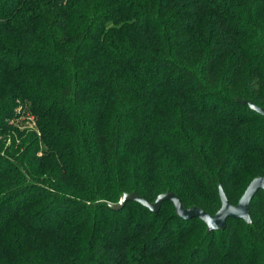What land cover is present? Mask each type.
Segmentation results:
<instances>
[{"label":"trees","instance_id":"obj_1","mask_svg":"<svg viewBox=\"0 0 264 264\" xmlns=\"http://www.w3.org/2000/svg\"><path fill=\"white\" fill-rule=\"evenodd\" d=\"M264 0H0V264H264ZM34 124V127L31 124Z\"/></svg>","mask_w":264,"mask_h":264},{"label":"water","instance_id":"obj_2","mask_svg":"<svg viewBox=\"0 0 264 264\" xmlns=\"http://www.w3.org/2000/svg\"><path fill=\"white\" fill-rule=\"evenodd\" d=\"M238 101L242 104L249 105L252 110L264 116L263 107H260L249 100L238 99ZM260 190L264 191V177L255 178L247 187L238 204L233 205L228 200L223 187L220 186L219 195L221 199V208L214 215L209 214L198 206L186 208L182 200L175 193L170 191L159 195L154 202H149L136 192L126 193L119 203H111L109 206L114 210H120L127 202L135 201L149 208L152 212L157 213L160 211L165 202H172L175 207L176 214L179 217L184 220H191L194 218L202 220L207 226V232L210 233L212 231L224 230L227 226L229 218L241 219L246 223L251 224L252 218L250 205L255 195Z\"/></svg>","mask_w":264,"mask_h":264},{"label":"rangeland","instance_id":"obj_3","mask_svg":"<svg viewBox=\"0 0 264 264\" xmlns=\"http://www.w3.org/2000/svg\"><path fill=\"white\" fill-rule=\"evenodd\" d=\"M31 126L34 127V124L32 123ZM121 200H122V199H121Z\"/></svg>","mask_w":264,"mask_h":264}]
</instances>
